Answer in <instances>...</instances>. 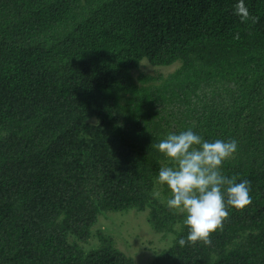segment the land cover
Listing matches in <instances>:
<instances>
[{
  "label": "trees",
  "instance_id": "1",
  "mask_svg": "<svg viewBox=\"0 0 264 264\" xmlns=\"http://www.w3.org/2000/svg\"><path fill=\"white\" fill-rule=\"evenodd\" d=\"M238 2L0 0V264H136L106 230L85 246L133 209L172 237L149 264H264V0H244L257 23ZM188 129L237 141L221 171L252 202L181 247L154 145Z\"/></svg>",
  "mask_w": 264,
  "mask_h": 264
},
{
  "label": "clouds",
  "instance_id": "2",
  "mask_svg": "<svg viewBox=\"0 0 264 264\" xmlns=\"http://www.w3.org/2000/svg\"><path fill=\"white\" fill-rule=\"evenodd\" d=\"M234 14L241 22H258L244 0L235 5ZM234 38L239 39V33ZM154 146L170 165L161 167L158 174V183L167 185L171 192L166 206L170 211L183 214L188 228L187 238H179V245L197 242L210 245L212 234L223 231L224 222L229 218L228 209L242 211L252 202L251 182L243 179L237 183L235 176H225L221 171L224 161L236 153L237 141L209 142L188 129L179 134L169 133ZM154 195L159 197L158 192Z\"/></svg>",
  "mask_w": 264,
  "mask_h": 264
},
{
  "label": "rangeland",
  "instance_id": "3",
  "mask_svg": "<svg viewBox=\"0 0 264 264\" xmlns=\"http://www.w3.org/2000/svg\"><path fill=\"white\" fill-rule=\"evenodd\" d=\"M175 65L168 67L153 66L144 61L139 69L146 74L168 73ZM94 237L86 243V249L97 247V229L106 230L113 236L116 245L126 254L132 256L136 264H149L159 253L171 243V236L155 232L147 222V212L129 210L127 212H112L101 215L94 226Z\"/></svg>",
  "mask_w": 264,
  "mask_h": 264
}]
</instances>
